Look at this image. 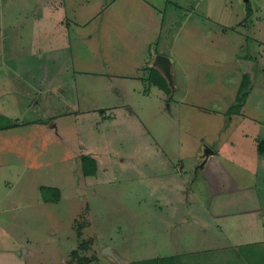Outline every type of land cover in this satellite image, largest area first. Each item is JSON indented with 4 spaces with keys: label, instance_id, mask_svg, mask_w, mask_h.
Instances as JSON below:
<instances>
[{
    "label": "rangeland",
    "instance_id": "374dc122",
    "mask_svg": "<svg viewBox=\"0 0 264 264\" xmlns=\"http://www.w3.org/2000/svg\"><path fill=\"white\" fill-rule=\"evenodd\" d=\"M0 112V264H264V0H0Z\"/></svg>",
    "mask_w": 264,
    "mask_h": 264
},
{
    "label": "crops",
    "instance_id": "0c3cea01",
    "mask_svg": "<svg viewBox=\"0 0 264 264\" xmlns=\"http://www.w3.org/2000/svg\"><path fill=\"white\" fill-rule=\"evenodd\" d=\"M163 75L164 73L161 72ZM3 108V107H2ZM6 108V107H5ZM4 108V109H5ZM105 113V111H104ZM6 115V116H5ZM1 114L0 112V119L4 120V119H7L6 117H9L7 114ZM34 123V121H33ZM29 124V121H25V123H21V124H16V125H12V124H7V125H3V124H0V147H6V142L7 141H13L15 139H20V142L19 143H15L16 144V148L15 146H12L9 147L11 148V150L13 149L14 151L13 152H19L21 155H24L25 154V150L28 149L29 150V146L30 144L27 143L26 144V140L28 141V132H29V129H28V125ZM32 124V123H30ZM12 125V126H11ZM31 133H32V130H30ZM13 137V139H12ZM31 138V137H30ZM2 141L4 143H2ZM1 147V148H2ZM8 148V150H9ZM1 167V165H0ZM27 253V252H26Z\"/></svg>",
    "mask_w": 264,
    "mask_h": 264
},
{
    "label": "trees",
    "instance_id": "16d2710c",
    "mask_svg": "<svg viewBox=\"0 0 264 264\" xmlns=\"http://www.w3.org/2000/svg\"><path fill=\"white\" fill-rule=\"evenodd\" d=\"M155 69H156V67H155ZM156 70H157V73H155L156 74L155 77H157L156 79L158 80L159 84H161L163 88H165L166 90H168L170 92L172 89L168 86V83H167L168 81H165V80L161 81L160 77L164 78V75L162 73H160L159 69H156ZM246 77H247V79H245V82L243 84V89L240 91V93L238 94V97L236 99L237 106L235 107V110L239 113L241 112V108L246 103L247 93L245 92V89L248 87V85L251 82V76H250L249 72L246 73ZM259 148H260V151L264 154V141L260 142ZM73 253L75 256L77 255V251H75ZM88 262H89V259L84 260V262H82L81 264H87ZM170 263L171 264H183L179 258L173 257V256L164 257V258H155V259H149V260H140L138 262H135V264H170ZM119 264H121V263H119Z\"/></svg>",
    "mask_w": 264,
    "mask_h": 264
},
{
    "label": "water",
    "instance_id": "95a60500",
    "mask_svg": "<svg viewBox=\"0 0 264 264\" xmlns=\"http://www.w3.org/2000/svg\"><path fill=\"white\" fill-rule=\"evenodd\" d=\"M173 64H174V59L167 57V56H164V55H161V54L157 55L154 58V61L152 63V65L157 66L164 73V75L170 81V84L174 86ZM247 64L249 66L248 71L253 72V74H254V70L252 69L253 61L247 60ZM209 151H211V149L208 148L205 151V154H208ZM104 252H107L108 254L115 256L111 247L105 249Z\"/></svg>",
    "mask_w": 264,
    "mask_h": 264
}]
</instances>
